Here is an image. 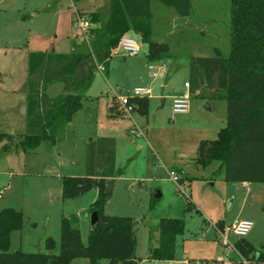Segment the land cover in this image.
<instances>
[{
  "label": "rangeland",
  "instance_id": "1",
  "mask_svg": "<svg viewBox=\"0 0 264 264\" xmlns=\"http://www.w3.org/2000/svg\"><path fill=\"white\" fill-rule=\"evenodd\" d=\"M191 2L190 16L182 17L152 1V37L170 44V56L150 61L149 43L131 33L129 37L140 45L139 53L131 56L115 50L100 63L103 69L97 67L82 107L58 129L56 141L43 140L27 152L16 140L4 151L7 142L0 141V211L11 207L23 215L22 229L11 235L10 251L46 253L47 240L53 239L57 244L53 253L58 254L62 216L77 218L87 245L89 208L98 197V187L76 198H63V178L85 176L92 141L114 137L119 175L104 212L135 221L139 264H182L179 261L185 257L249 264L234 248L242 240L264 252V182L227 181L220 162L204 168L195 160L199 143L216 139L218 130L226 126L227 102L191 93L188 112H173L172 95L189 93L184 86L190 80L188 56H211L215 47L225 55L230 50V2ZM76 9L86 17L94 11L108 12L109 0H0V132H25L30 53H66L72 43L84 47L83 32L75 26ZM151 64L156 69L150 70ZM143 88H150L152 95L147 114L134 110L132 116H109L114 98L137 95L136 90ZM45 92L48 98H57L64 93V84H51ZM172 170L185 179L182 185L171 179ZM94 171L103 168L96 166ZM157 192L161 196L155 198ZM166 217L186 223L173 262L149 257L150 248L159 243L158 224ZM236 220L253 223L246 236L229 229ZM70 264H90V259L78 257ZM100 264L111 263L104 258Z\"/></svg>",
  "mask_w": 264,
  "mask_h": 264
},
{
  "label": "trees",
  "instance_id": "2",
  "mask_svg": "<svg viewBox=\"0 0 264 264\" xmlns=\"http://www.w3.org/2000/svg\"><path fill=\"white\" fill-rule=\"evenodd\" d=\"M152 1L109 0L108 12L94 11L87 15L93 26L89 29L88 41L83 39L84 47L72 43L73 48L67 54L30 53L25 132L16 135L0 132V141L7 142L4 151L9 150L15 140L26 152L37 148L43 140L56 141L58 129L70 122L82 107L97 67L112 57L123 36L136 33L147 41L150 61L170 56V44L152 37ZM156 1L182 17L190 16L192 11L191 0ZM228 1L231 4L228 55L215 47L214 55L188 56L190 95L227 102L226 126L218 130L216 139L199 143L195 160L204 168L214 161L220 162L227 181L264 182V0ZM56 82L64 84V93L50 99L45 91ZM128 100L135 111L148 113V96H128ZM109 109L111 117L122 114L117 98ZM115 154V138L93 140L86 175L63 178V198H76L98 187V197L89 208L91 214L97 213L98 221L91 225L87 245L82 242L77 218L62 216L58 254L53 253L56 249L53 239L47 240L46 253L10 251L11 233L22 229L23 215L15 208H4L0 211V264H70L78 257L90 259V264H100L104 258L111 264H139L135 254V221L130 216L104 212L111 198V193L106 191L107 184L119 175ZM94 166L102 167L103 171L95 172ZM184 181L179 176L178 183L182 185ZM190 203L188 209L192 207ZM185 225L181 218H162L158 224L159 243L150 248L149 257L175 260L177 238L184 234ZM234 248L247 263L264 264V252H257L248 241H239Z\"/></svg>",
  "mask_w": 264,
  "mask_h": 264
},
{
  "label": "built area",
  "instance_id": "3",
  "mask_svg": "<svg viewBox=\"0 0 264 264\" xmlns=\"http://www.w3.org/2000/svg\"><path fill=\"white\" fill-rule=\"evenodd\" d=\"M73 5H75V4L73 3ZM75 14H76L75 26L79 27L82 30L83 37H84L83 39L88 41L89 29L93 26V24H91L90 21L88 20V18L85 15L83 16L79 10L76 9ZM116 50H121L128 55L134 56V55H137L139 53L140 45L134 38L129 37V36H123L119 40V43L116 47ZM148 67L150 70L156 69V67L152 64L149 65ZM99 68L103 69L101 66H99ZM155 75H156V73H153V76H155ZM185 87L189 88L188 82L185 83ZM142 92L143 91H141V90H136L137 95L141 94ZM189 94L190 93H186L184 95L175 96L173 98L172 108H173L174 113H186V112H188V110H189V101L188 100L190 97ZM118 103L122 109V113L131 115L132 111H134L133 105L129 104L128 97H120L118 99ZM169 176L171 177L172 180H174L175 182H178L179 175L175 171H170ZM182 191H184V190L182 189ZM184 194H185V192H184ZM186 197H188V196H186ZM252 226H253V223L251 221L236 220L235 222H233L231 224L229 229L235 235L240 236V237H244L248 234V232L250 231ZM223 243L226 245H229V242L227 241L226 238L223 239ZM182 264H199V263L185 262Z\"/></svg>",
  "mask_w": 264,
  "mask_h": 264
},
{
  "label": "crops",
  "instance_id": "4",
  "mask_svg": "<svg viewBox=\"0 0 264 264\" xmlns=\"http://www.w3.org/2000/svg\"><path fill=\"white\" fill-rule=\"evenodd\" d=\"M130 35V34H129ZM72 49H70L68 52L66 53H62V54H67L71 51ZM187 82V81H186ZM185 82V83H186ZM185 83H184V86H185ZM187 88V87H186ZM141 91H143L141 94H139L138 96H148L149 98V108H150V100H151V89L150 88H143V89H139ZM188 92L190 93V90L188 88ZM182 94H176V95H172V97L174 98L175 96H180ZM120 97H117V99H119ZM206 108H209L211 109V106L210 105H207ZM149 111V110H148ZM187 113V112H186ZM122 115H124V113L121 114V116L119 117H122ZM132 116V114H131ZM114 138V137H113ZM116 140V138H115ZM116 153H117V140H116ZM115 162H116V154H115ZM173 171V170H172ZM170 172V171H169ZM114 179V178H113ZM242 184H249V182H241ZM13 233V232H12ZM11 233V235H12ZM57 245V244H56ZM57 247V246H56ZM173 261H176V256H175V260H172ZM204 261V262H203ZM179 262H182V263H185V262H189V263H199V264H217V261H214V262H210V261H205V260H198V259H195V258H184L182 261H179Z\"/></svg>",
  "mask_w": 264,
  "mask_h": 264
},
{
  "label": "water",
  "instance_id": "5",
  "mask_svg": "<svg viewBox=\"0 0 264 264\" xmlns=\"http://www.w3.org/2000/svg\"><path fill=\"white\" fill-rule=\"evenodd\" d=\"M113 185H114V179H111L108 184H107V188H106V191L111 193L113 191ZM160 193H155V198H158L160 197ZM98 221V217H97V213H92L91 214V225H94L96 224Z\"/></svg>",
  "mask_w": 264,
  "mask_h": 264
}]
</instances>
